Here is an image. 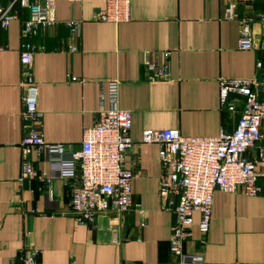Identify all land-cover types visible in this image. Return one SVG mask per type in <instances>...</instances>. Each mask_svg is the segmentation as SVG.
Returning <instances> with one entry per match:
<instances>
[{"label": "crops", "instance_id": "0c3cea01", "mask_svg": "<svg viewBox=\"0 0 264 264\" xmlns=\"http://www.w3.org/2000/svg\"><path fill=\"white\" fill-rule=\"evenodd\" d=\"M104 5L105 0H55L57 24L35 39L45 47L33 57L39 131L46 143L78 151L84 130L98 117L99 84L117 80L119 108L131 114L134 147L124 166L133 173L132 207L120 217L114 242L110 214L98 215L92 227L76 221L70 194L77 180L62 179L45 156L31 159L50 183L20 182V28L28 17L23 11L0 30V264H17L18 251L29 247L39 251L36 264H177L169 252L174 215L158 197V146L141 143L142 132L176 129L183 136L212 137L231 131L242 104L235 103L234 114L220 104L221 80L255 78L264 100V75L256 69L264 52L257 45L239 48L240 26L224 18L226 0H130L128 21L118 24L93 19ZM251 12L256 44L264 34L261 0L238 7L239 15ZM69 21L81 23L79 37L66 27ZM146 55L167 62L168 79H144ZM262 133L257 147H264V127ZM198 221L194 213L184 253L202 255V264H264L263 196L216 190L203 247Z\"/></svg>", "mask_w": 264, "mask_h": 264}, {"label": "built area", "instance_id": "2783aa9c", "mask_svg": "<svg viewBox=\"0 0 264 264\" xmlns=\"http://www.w3.org/2000/svg\"><path fill=\"white\" fill-rule=\"evenodd\" d=\"M258 0H226L224 18L237 20L240 26L239 48H255L264 52V34L255 44L249 24L256 15L252 12L239 15L238 7H253ZM264 5V0H261ZM130 0H105L93 19L107 23H123L129 19ZM23 11L28 17L21 24L20 86L23 91L22 139L20 142L22 162L20 182L33 180L50 183L45 175L39 176L32 164V156H45L51 167L64 180H77L70 194V213L76 221L90 227L96 217L110 214L113 224V241H118L120 217L132 207L133 173L124 162L134 147L130 136L131 114L119 108V82L99 84L98 117L82 135L78 151H67L63 144L46 143L39 128L42 113L37 109L38 85L33 77V57L45 47L38 46L35 39L44 31L53 28L55 0H9L0 3V30L5 31L11 23L20 20ZM81 23L66 22V27L79 37ZM69 51H77L70 46ZM3 48L0 47V51ZM167 58L169 53H164ZM263 59L256 69L264 75ZM144 79L150 82L169 78L167 62L158 61V56L146 55L143 61ZM220 104L230 113H236V104L242 109L231 131L221 130L212 137L183 136L176 129L146 130L141 134V143L158 146L160 177L158 197L163 210L174 215V225L169 237V252L177 264H202V255H190L183 251L184 243L192 236L193 215L199 214L197 229L199 243L205 244L208 234L213 193H242L245 196L264 197V147H257L263 138L264 100L259 98L258 83L252 79L221 80ZM236 98L229 102V96ZM255 154L249 156V152ZM136 208L138 206H135ZM39 251L35 248L20 249L17 264H36Z\"/></svg>", "mask_w": 264, "mask_h": 264}]
</instances>
